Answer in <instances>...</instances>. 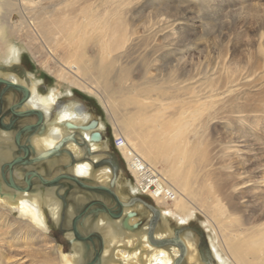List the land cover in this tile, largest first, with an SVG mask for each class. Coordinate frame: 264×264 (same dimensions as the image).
<instances>
[{"label": "bare ground", "instance_id": "1", "mask_svg": "<svg viewBox=\"0 0 264 264\" xmlns=\"http://www.w3.org/2000/svg\"><path fill=\"white\" fill-rule=\"evenodd\" d=\"M142 1L0 0V85L9 84L7 99L12 102L25 98V92L18 89L23 87L28 91L26 102L15 104L14 109L20 112V117H31L34 127L39 119L35 113L44 116L42 124L23 131L19 137L20 145L30 152L28 160L12 168L8 166L4 171L0 165V233L18 235L17 239L21 237L22 241L15 240L17 244L45 236L51 221L62 225L65 205L73 224L81 214L77 216L75 205L68 202L69 192L66 188L62 190L65 183L61 181L75 182L63 179L47 186L39 179L48 181L43 177L48 170L62 165L71 167L69 175L83 184L102 187L97 191L81 188L83 191L75 195L78 202L87 206L89 194H107L112 198L108 204L98 201L99 198L97 201L104 202L106 207L116 204L111 210L107 207L113 215L120 212V202L121 216L113 218L101 205L90 204L80 216L77 231L79 222L91 220L88 214L94 209L97 216L94 215L92 231L97 232L81 235L90 239L80 240L71 230L66 236L72 251L66 254L62 248L50 246L56 253L47 252L44 264H85L91 252L100 253L94 264H177L183 256L185 264H205L199 240L183 236L181 241H175L176 231L172 227L173 221L181 226L190 224L197 214L206 219L204 228L211 233L208 243L216 264H264V189L261 190L264 166L262 160L259 164L261 158L258 157V151L263 149L254 147L258 144L264 148V89L262 85L261 90L257 89L259 92L252 95L245 90L258 80L257 72L264 70V46L260 45V58L255 64L235 65L233 69L229 66L231 69L225 78L220 77L216 82L212 77L207 82V90L187 84V80L173 71L167 77L168 83L164 81L169 88L150 99L148 94L153 88H149L145 92L147 101L142 100L143 96L137 92L139 83L131 78L132 68L124 62L133 58L134 47L138 41L141 43L139 19L134 16ZM179 21L180 28L186 24L185 18ZM163 24L167 27H159L158 31L151 22L144 26L143 34L152 39L147 41L155 42L162 29L168 30L170 22ZM174 31L173 27L169 35ZM13 37L17 42L11 41ZM25 49L33 58L42 57L39 65L56 80V87L47 88L45 81L29 72L23 75L9 71L22 63ZM166 53L164 60L168 61L173 52ZM51 61L54 69L49 66ZM145 63L144 82L154 83L146 76L149 62ZM74 89L101 101L112 124L114 139L123 140L120 155L136 182L126 183L129 196L142 194L143 187H156L154 193L152 189L148 191L162 220L154 237L141 226L142 217L147 214L144 206L127 204L128 194L113 190L115 185L122 189V182L115 180L109 166L96 169L98 161H103L104 148L110 147L102 132L105 124L101 120L94 130L87 128L95 121L94 116L90 110L82 115L75 112L78 103L73 99ZM81 105L86 107L83 102ZM131 106L136 113L132 114ZM2 122L0 158L11 160L13 148L20 147L15 142L14 126L9 119ZM218 124L223 126L226 137L219 134ZM241 129L250 134L244 136ZM93 131L102 134V141L90 140ZM19 150L23 157L24 150ZM36 159L45 165L35 171L39 178L30 173L28 186L20 185L25 173L17 166L29 167L36 164ZM261 171L263 176L258 181ZM59 173L55 177L66 174ZM36 180L42 186L34 184ZM74 186L71 185V189ZM106 188L111 189L117 199ZM170 241L174 244L168 248L159 246ZM5 245L3 237L0 264H20L16 260L20 259L18 255L16 259L15 256L10 258L15 262L5 257L2 252Z\"/></svg>", "mask_w": 264, "mask_h": 264}, {"label": "rangeland", "instance_id": "2", "mask_svg": "<svg viewBox=\"0 0 264 264\" xmlns=\"http://www.w3.org/2000/svg\"><path fill=\"white\" fill-rule=\"evenodd\" d=\"M138 7L139 12H137L134 18L137 21L139 19L138 24H140L139 28L141 31V43H139L138 41L137 45L134 47L132 54L133 58L130 57L127 60H124V62L129 63L130 67L132 68L131 78L136 83H139L137 92L139 95L143 96L144 99L142 100L147 101V95L145 94V92L149 88H153L151 90V93L148 94L149 99L153 98L156 93H161L165 91V89L169 88L170 85L165 84L164 81L168 83L167 77H169V74H171V72L173 71H176V74L178 72V74H180L182 78L185 79V81L187 80V84L191 83L199 90H207V87H209V83L207 82H209L212 77L216 78L215 80L216 82H218L220 77L225 78V76L227 75L226 72H228V70H230L231 68L233 69L235 65L248 66L250 62L255 64L260 58V45L264 46V0H143L141 3H139ZM166 18L169 21H167ZM181 18L186 19V24L182 25L183 27L181 26L180 28L178 27V24L180 23L179 19ZM150 22L152 25H154L153 29H157L156 31L160 30L159 27H167L163 23L170 22L168 30L166 29V31H163V29L161 28L162 32L158 34L155 42L153 40V43L150 42L152 41V39L150 40L143 34V31L145 29L144 26L149 25ZM173 27L175 28V31L174 33L172 32L171 36L169 35V31ZM147 39H149L150 41H147ZM11 41L17 42L15 37H13V40ZM147 43L150 49L149 47H147ZM168 48L171 52H173V55L171 54L168 57L167 61L164 60L167 59L164 58V56L167 54L166 51L169 52V50H166ZM88 51L89 55H92V50L89 49ZM134 52L135 54L137 52V54L135 55ZM148 58L150 60H148ZM155 59L158 60L156 61ZM41 61V56H36L35 58H33L28 50L25 49L23 51L22 64H19L18 67L20 66L24 69L21 71L23 75L29 72L38 79L45 81L44 86H46L47 88H50L51 86L56 87V80L52 77L51 74L48 73V71L42 69V67L39 65V62ZM145 61L149 62V66L147 67L148 75L146 76L150 79V81L154 83L148 84L147 82H144V70L146 64ZM49 66L52 69H54L55 67L52 61L49 63ZM175 67L177 69H175ZM251 67V70H253L254 66L252 65ZM21 72L19 74H21ZM221 75L224 77H222ZM256 77L258 80L253 81V86L247 87L245 89L246 91L248 90L247 93L249 92L251 95L252 93L259 92V90H256L260 89L262 85L264 86V70L257 72ZM263 86L262 88L264 89ZM4 89V87H1V94H4ZM59 89L64 90V87L59 86ZM73 91V99L78 103V105H81V102L85 103L89 107V110L91 111L90 113L94 116V120H102V122L105 124V131L102 132L105 133V141L109 140L108 144L110 147L107 149L104 148L103 151L106 153H104L105 158L102 157L103 161H98L99 164L96 166V169L103 166H109L111 170H113L115 180L118 179L120 182H122V189H119L118 186L115 185V189L113 190L117 192L122 191L127 195L129 192L127 191L126 183L133 182V184H136V182L132 177L130 171L128 170L126 162L122 160L120 151L115 147L116 139H114L113 137V127L111 122L109 121L104 106L98 98L88 94L87 92L81 91L79 89H74ZM8 92L9 90L5 92L4 97L0 98V104L2 105V109H0V120L3 121L5 118L9 119V123L14 126V134H17L18 131L22 128L33 125V120L31 117H18V119H15L10 114V108L15 104H18L19 100L16 101L15 99L13 102L9 101L7 99ZM254 96L257 95L255 94ZM130 110L132 111V114L136 113V110H134L133 106H131ZM217 129L220 130L219 134L223 135V137H226L222 125L218 124ZM241 132L244 133V136L250 134L249 131L244 129H241ZM24 141V144L26 145V142H28L26 140V137ZM249 141H251V139ZM254 147H260V149H263L258 151V157L261 158L259 160V164L261 165L262 160V164L264 166V148H262L258 144H254ZM16 148H13L11 159L13 161L19 158L21 155V151ZM248 156L252 157L251 154H249ZM11 160H8L7 158H0L2 171H4V169L7 170ZM42 167L44 168L45 165L41 164L39 161H36V164H32L29 167L17 166V168H21L20 170L18 169L19 171L25 173V178L21 180L22 182L19 181V183H21L20 185L28 186L27 179L31 180L30 173L32 171L38 172L42 169ZM71 169L72 168L69 166L60 165L55 169L52 168L51 171L48 170V172L43 177L46 180H51L58 174V172H60L59 174H70ZM159 169L161 168L159 167ZM261 169L263 170L264 167ZM258 176V181H260V176H263L262 171L260 174H258ZM61 182L65 183L62 185V190L66 188V190H64L66 192H69V196L67 197L68 202L75 205L74 207L76 215H80L84 210L86 204L84 206V204L78 202L75 195L79 194L83 190L79 187L77 188L75 183L74 186L73 182L71 181L63 180ZM33 183L42 186L38 180L34 181ZM71 185H73L75 188L71 189ZM93 185L98 186L97 184ZM263 189L264 187H261V190ZM90 195L91 194L88 195V202L97 201V199L99 198L98 201H107L106 203L108 204V201L112 199L107 194L104 196H100L97 194H92L91 196ZM134 203L135 205L140 204L144 206V209L146 210L145 212L147 214L142 217L141 226L144 228L146 227L151 237H154L155 232H157L156 230L158 228V225L162 223V220L160 219V210L157 208L152 196H149L147 194L143 195L141 193H138V195L134 197L129 196L127 199V204H133V206H135ZM113 204L114 203H112V206L111 204H109L107 205V207L111 210L112 207H116V204ZM97 207L103 209L101 206ZM64 209L66 215L64 217L62 225L57 226L51 221V224L49 225L50 229L45 236L41 235L37 239H30L26 240V242H23V244H17L16 241L18 240V235L14 234L13 236L12 234L10 235V233H0V239L4 237V243H6L5 247L3 246L2 248V252L4 253L5 257L7 259H10L15 256L16 259V256L18 255V258L20 259L16 260L19 261L20 264H44L43 257H45V254L47 252L51 253L52 255L56 253V251L50 250L52 249V247L50 246L62 248V251H64V253L66 252V254L70 253L72 251V245L66 235L71 230L73 231V228L71 218L67 215L66 205ZM95 214L97 216L96 211L94 212V209H92L88 214L89 218H91L92 216L91 220L85 223H81L82 221L79 222V232L82 236L97 232L95 230L92 231V228L94 227L93 222H95L94 220H96V218H94ZM18 216V214L14 215L15 218H18ZM205 224L206 219L201 214H197L196 218L186 226L178 225L175 221H173L172 227L176 231L175 241H181V237L183 236L189 237L191 239L194 237L195 239H197V242L199 240L198 245H200L199 249L204 263L216 264L217 262L213 260L208 243V238L211 233L207 232L206 227L204 228ZM20 241H22V239ZM10 242H12V245H10ZM165 243H163L164 245L161 244L159 246L168 248L174 244L172 241ZM98 247L99 245L97 246L96 250H98ZM95 253L97 254V252H91L89 254L88 259L85 260V264H89L92 262V260L96 256ZM8 254L10 255V257ZM10 260L14 262L16 261L13 259ZM184 261L185 257L183 256L177 264H185Z\"/></svg>", "mask_w": 264, "mask_h": 264}, {"label": "water", "instance_id": "3", "mask_svg": "<svg viewBox=\"0 0 264 264\" xmlns=\"http://www.w3.org/2000/svg\"><path fill=\"white\" fill-rule=\"evenodd\" d=\"M7 84V83H6ZM7 86H9V84H7ZM75 112L77 113V114H79V115H82L84 112H87V109L84 107V106H80V105H78L77 107H75ZM35 114H37L38 115V121H37V125H36V127H34L33 125H31V126H27V127H24V128H22L20 131H19V133L17 134V137H16V142H17V145L22 149V150H24V156L23 157H19V158H17V159H15L14 161H12L11 163H9V168H12L14 165H17V164H19V163H22V162H25V161H27L28 160V158H29V156H30V152H29V150L27 149V147H25V146H23V145H20V143H19V137L21 136V133L23 132V131H25V130H31V129H34V128H37L40 124H42L43 123V116L40 114V113H35ZM97 125H98V121H92V123L90 124V125H88L87 126V128L88 129H95L96 127H97ZM94 132V131H93ZM104 137L102 136V134L101 133H99L98 131H96V132H94V133H92V135H91V141H95V142H98V141H102V139H103ZM40 159H36V161H39ZM31 174L33 175V176H35V177H38V174L37 173H35V172H31ZM39 178V177H38ZM41 181H42V183L43 184H45V185H47V186H53V185H55V184H57V183H59L61 180H63V179H70V180H72V181H74L80 188H82L83 190H86V191H97V190H100L101 188H96V187H92V186H88V185H85V184H83L82 182H80V181H78L77 179H75L73 176H71V175H69V174H61V175H58L57 177H54L52 180H48V181H44V180H42L41 178H39ZM13 182V180L12 179H10V183H12ZM52 184V185H51ZM112 186H113V183H112ZM106 190H107V192H109L113 197H115L116 198V195L113 193V191L111 190V189H109V188H106ZM117 199V198H116ZM90 204H97V205H101L102 207H104V209L106 210V212H108L109 213V215L111 216V217H116V216H118V217H120L121 216V203L119 202V205H120V212L118 213V215H113V214H111V212H110V210L104 205V203H102V202H98V201H93L92 203H90ZM90 204H88L86 207H85V209L82 211V213H81V215H83L86 211H87V209L90 207ZM80 215V216H81ZM80 216H78L77 218H75L74 220H73V224H72V228H73V231H74V233H75V237L77 238V239H80V240H89L90 239V237L88 238V237H86V238H83L82 236H81V234L77 231V223H78V221L80 220ZM101 249V248H100ZM99 255H100V253L98 252L97 254H96V256H95V258L92 260V263L91 264H94L97 260H98V258H99Z\"/></svg>", "mask_w": 264, "mask_h": 264}, {"label": "flooded vegetation", "instance_id": "4", "mask_svg": "<svg viewBox=\"0 0 264 264\" xmlns=\"http://www.w3.org/2000/svg\"><path fill=\"white\" fill-rule=\"evenodd\" d=\"M22 63H20V65H21ZM18 65L19 64H17L16 66H14L13 68H9V71H12V72H16V73H20L22 70H24L22 67H18ZM15 68H22V70H16ZM21 74H22V72H21ZM14 85V84H13ZM17 86H19V85H17ZM1 87H4L5 89H4V94L2 93L1 94ZM8 87L9 86H7V85H0V98H2V97H4V95H5V92H7V90H8ZM19 87H21V86H19ZM11 88V87H10ZM22 89H18V88H14V89H18L19 91L20 90H23L24 92H25V98H23L22 100H20V104H24V102H26V100H27V98H28V96H29V93H28V91L25 89V88H23V87H21ZM6 90V91H5ZM80 106H83V105H80ZM86 109H87V112H88V110H89V107L86 105V107H85ZM0 109H2V105L0 104ZM10 114L15 118V119H18V117H20L21 116V114H20V112H16V110L14 109V106H12L11 108H10ZM29 113H27V115H28ZM24 115H25V113H24ZM15 116H18V117H15ZM43 118H44V116H43ZM43 121H44V119H43ZM3 122L0 120V124H2ZM92 123V122H91ZM90 123V124H91ZM11 127V126H10ZM20 131V130H19ZM19 131H18V133H19ZM17 133V134H18ZM17 134L15 135V142H16V137H17ZM16 144H17V142H16ZM19 147V146H18ZM19 149H21V148H19ZM93 201H89V203L88 204H90V203H92Z\"/></svg>", "mask_w": 264, "mask_h": 264}, {"label": "built area", "instance_id": "5", "mask_svg": "<svg viewBox=\"0 0 264 264\" xmlns=\"http://www.w3.org/2000/svg\"><path fill=\"white\" fill-rule=\"evenodd\" d=\"M123 140L121 139V138H119V139H116L115 140V147L119 150V148L120 147H123ZM143 187V186H142ZM147 187H143V189H142V194H147V195H149V196H152V195H150V193L148 192V191H151V189H152V192L154 193L155 191H156V187L155 186H149V188H147Z\"/></svg>", "mask_w": 264, "mask_h": 264}]
</instances>
